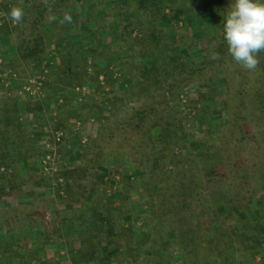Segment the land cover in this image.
<instances>
[{"label": "trees", "instance_id": "16d2710c", "mask_svg": "<svg viewBox=\"0 0 264 264\" xmlns=\"http://www.w3.org/2000/svg\"><path fill=\"white\" fill-rule=\"evenodd\" d=\"M58 1L60 2L57 3V6L62 5V8H64L62 11L67 8L66 12L72 16L71 23L65 22L63 25L58 22L55 23V26H63L62 31L65 32L62 35L60 34L61 38L58 45L63 46L66 51L64 57L66 62L63 65L61 77L66 83L91 84L101 89L100 77L104 79L102 85L110 87H113L115 83L117 84L119 80L124 81L126 78L128 81L138 79L137 83L131 86L133 92L138 89L141 92L151 93L155 86L159 87L160 85L166 90L164 100L146 105L145 108H140V110L134 109L138 105L134 101L133 103L128 102L127 106L132 111L122 121L105 125L106 119L103 118L104 122L103 119H99V123L101 126L103 125L101 133L82 145V148H84L94 144L95 151L88 154L87 151L84 152L86 150L84 149L77 156L79 159L85 157L89 167L75 168L73 171L69 170L61 174L63 179L68 180H64L65 197L61 203L71 212L72 217L69 220L73 222L75 229L83 232L81 248L72 254L70 264H102V242L111 240L114 237L123 238L129 231L125 230L123 223L119 222V216L122 218L128 216L132 218L133 216L122 212L125 207H114L111 203L112 199L111 201L110 199L106 201L101 197L98 200L96 198L92 199L93 193L97 192V189L93 186L90 194L83 190L79 184V180L86 177L88 169L99 168L107 155H113L115 159H118L113 162L112 166L115 170L110 175V178L115 179L114 184L112 181L107 180L105 182L103 180V177L107 176L106 171L99 174V181L105 183V187L109 183L116 186V191L123 193L120 198L124 202L129 201L133 195L143 198L142 193L144 191L148 192L152 196L151 204L149 209L144 207L143 211L146 216H154L152 227L140 231L142 236L135 243V248H132L131 245H124L121 248L123 252L125 249L128 252L127 254H121V252L110 254L111 264H131L128 254L132 256L134 261L142 257L148 258L146 256L153 253L149 249L142 253V242L149 243L153 247L157 262L161 263V260L171 250L170 253H173L174 250L184 251L187 244L194 241L190 237H193L195 231L200 232L198 229L205 225V229H208L205 236L212 237L215 242L217 238L214 224L217 223L218 219H214L217 215L219 216L215 206H226L229 202L224 201H230L228 198H223V195L231 193L234 195L233 199L237 201L245 199L247 201L245 207L248 208L263 189L261 184L264 181V170L261 171L257 166L264 165V159L263 161L258 160V157L264 155V133L259 136L263 143L253 142V158H256V161L258 160L254 163L258 170L253 171L243 165L244 161L240 162L236 159V156L234 157L233 150L228 149L232 143L241 144L244 137L229 140V142L221 141L218 146L214 144L208 146L213 138L209 141L201 139L199 152L196 153L190 152L184 145L187 136L185 126L175 116L176 109L173 107L168 108V104H164L176 98L178 91L183 86L192 79L197 78L196 74L200 73L205 67L216 65V62L214 60L208 61L206 56H203L201 64L194 63L193 47L190 48L189 46L175 53L167 49L169 53L165 56V46L170 49L179 47V43L185 41L182 39L186 38L185 36L181 37V35H184L181 31L182 26L179 25L182 22L181 14L169 15L162 12L163 8L167 6L168 0H129L131 5L136 7L135 16H130L134 12L128 6V0H118L117 8L114 6L110 10H105L103 7H98L95 12L87 9L89 5L87 3L91 0H73L72 3L74 4L86 1L87 5L81 10L83 11V17L88 22L86 33L81 32L78 27L79 19L76 5L68 7L67 4L71 0H48L49 5L51 2ZM199 1L205 2L204 5L213 8L214 20H217L222 28L219 41H222L221 46L224 47L227 45L223 38L226 14L220 15L216 11L217 9L223 13L221 3H224V0ZM8 2L10 1L0 0V9H7ZM232 2L234 3V0ZM47 7H44V11ZM62 11L57 14L59 16L57 19L63 18ZM107 16L116 19V23L110 26L111 22L107 23L105 21ZM54 22H47L44 20L43 15L35 16L33 26L35 28L40 27L43 31L34 34V28L29 35L18 38L17 45H13L11 37L15 27L6 21L0 27V46H9L10 53L14 54V57H12L14 61L19 60L24 64H30L44 55L46 38L44 33ZM136 30L138 31L137 36H132ZM88 62H90V65ZM134 63L137 65V72L140 77L136 75L137 72L132 75L126 74L127 68L130 69L128 65L130 64L132 68ZM258 68L264 72V60L260 62ZM115 72L119 74V78H115ZM255 90L254 95L257 101L262 102L261 99L264 101V93L261 94L259 89L255 88ZM247 95L248 92H244L243 89L237 95L239 98L238 108L242 110V114L247 111V108H245ZM243 99L245 101L242 103ZM17 102L16 99L9 104L10 107L7 105L5 108H0V119L3 123L2 134H0V166L6 165L8 168L10 166L15 167L17 164L9 150L10 137L5 135L7 130H14L12 122L14 114H16V108L12 107H18ZM162 106L165 108H162ZM261 106L264 114V105ZM36 107L31 106L28 109L41 111L38 109L40 108L39 105ZM158 112H160V116L156 117ZM161 112L164 116H161ZM241 117L246 118L245 115ZM231 118L233 119V114ZM262 119L264 120V115ZM54 128L55 130L64 131L66 123L64 122L61 125L58 119ZM40 133L39 135L42 137V133ZM11 144L14 146L13 144H16V142L12 141ZM106 153L108 154L105 155ZM31 159L29 157L27 161ZM197 159H200V167H197ZM128 168L131 169V173L126 170ZM17 171L16 169L12 171L11 176L8 178H3V175L0 174V201L3 196H9L12 193L17 195L21 190V185L24 182L19 181ZM75 183L80 186L75 187ZM40 184L38 181L33 183L34 186ZM138 184L141 185V188H138ZM6 187H9L10 192H5ZM150 187H152V190H149ZM213 195L215 198L211 201ZM76 203L79 206H76ZM241 209H243L241 205L232 208V217H236L235 214L239 213ZM201 215L212 220L208 221L209 224L194 223L192 226L190 220H196ZM1 218L0 227H4L8 231L16 229L15 226L7 222V218ZM38 218L51 222L52 227H55V217L48 207L43 208L42 215ZM222 218L224 219V217ZM23 221H27L26 218H23ZM39 223L41 224V221L37 220L34 224L28 221L26 225L33 228L34 225L36 226ZM44 228L45 232L41 230L40 237L42 243L47 244L46 242H49L51 237L56 236L57 233L55 228L50 233L45 225ZM164 231L165 233L174 234L168 248L164 246L162 248V239L159 240V236ZM233 234H236L233 236L237 237L236 231ZM174 243L177 244L175 247H173ZM158 247L161 249L159 251L161 252L160 255L155 252L157 249L159 250ZM193 252L194 249L192 248L188 252V256L192 255ZM3 253V256L8 254V252ZM217 258L220 260V255H215L214 260H203V264H213L214 261H217ZM194 263L197 264L198 261ZM37 264H46V261L43 260Z\"/></svg>", "mask_w": 264, "mask_h": 264}, {"label": "rangeland", "instance_id": "374dc122", "mask_svg": "<svg viewBox=\"0 0 264 264\" xmlns=\"http://www.w3.org/2000/svg\"><path fill=\"white\" fill-rule=\"evenodd\" d=\"M9 1L10 2H8V4L6 5L7 9H0V27H2L3 23L6 21L15 27L12 33L13 36L11 37V42L13 45H17L18 38L27 36L31 32H33L35 28L33 26L35 24V16L43 15L44 20L48 22L47 17L49 15L59 17L57 14H59L62 9H64L62 8V5L57 6V3H59L60 1L54 3L51 2L50 5L48 2L49 6L45 11V4L43 3V0ZM232 1L233 0H224V3H221V8L222 6L223 8L225 7L224 9L222 8L223 13L215 8L216 11L220 13V15H227L233 3ZM72 2L73 0L69 1L67 5L68 7H73L74 5H76V10L78 11L77 15L79 19L78 27L83 33H86L87 31L88 22L85 20L86 18L83 17V11L81 10L84 9L87 4H89L87 9H90L93 12H95V9L98 7H103L105 10H110L114 6L116 8L118 7V0H91L87 4L85 3L86 1L76 2V4ZM204 4L206 3L199 0H168L167 6L163 8V13L169 15H174L176 13L181 14L182 22L179 25L182 26L181 31L184 34L181 35V37H186L185 39H182L185 41L179 43V47H172L170 49L168 48V46H165V56L169 53L168 50L175 53L178 51H182L183 48L189 46L190 48L193 47L192 51L194 54V63H197L198 65L201 64L203 56H206L208 61L213 60L210 58L213 52L218 53L220 57L218 60H214L216 62V65L212 67H205L200 73L196 74V79H192V81H189L178 91L176 98L169 100L164 105L168 104V108L173 107L176 109L177 115L175 114V116L179 118V120H181V123L183 126H185V130L187 133L185 142H183L190 152H199L200 143L202 141L201 139L209 141L211 138H213V141L208 146H212L213 144L215 146H218L221 141L229 142V140L238 138L241 139L242 137H244L241 144L232 143L229 145L228 149L234 151L233 155L234 157L236 156V159L238 161H244L243 165L246 168H251L252 171L258 170L256 169V164L254 163L258 160L263 161L264 158L261 157H264V155L258 157V160L256 161V158H253L252 150H254L253 142L260 143L261 140L259 139V136L264 133V120L262 119L264 114L262 111L263 107L261 106L264 105V101L263 99H261L262 102L257 101L254 93H256L255 88L261 90V94L264 93V72L260 68H257L253 72H249L243 69L231 58L230 54L227 51V45L223 47L221 46L222 41H219V38L222 35V28L220 26V23L217 20H214V10L211 6ZM14 6L23 7L24 9L25 15L20 23H16L9 18L10 9ZM128 6H130L132 12H134L130 14V16H135L136 7L134 5H131L130 1ZM66 10L68 9L66 8L64 11H62L63 15ZM56 20L57 21H55L50 28L46 29V33H44L46 37L44 44V55H42L38 60L32 61L30 64H24L19 60L14 61V59H12V57H14V54L10 53L9 46H0V89L6 87V82L2 81V78L6 74L5 72L15 70L17 77L25 82L29 77L34 76L36 73H38L42 69V66L44 64H46V70L48 71V80L44 81L43 90L39 95V98L32 99V97L24 95L22 93V97L19 98L23 101L24 104H26L27 109L31 106H40V108L38 109H40L41 111H37V113H39L41 116L40 118H38L39 121H35L33 118L29 117V115L33 117V112V114L29 115L24 112L20 114L19 109L17 110V107H12L16 108V114H14V119L12 122L14 130H7V134L5 135L9 136L11 142H16V144H13L14 146H12L11 142H9V150L11 151V154L14 155L13 158L15 160L17 158V160H19L20 162L23 161L24 164L27 163L30 166H32L33 163H36V169L33 173L24 172L19 174V181L22 180L24 184L21 185L22 188L18 192V196L13 195L12 193L9 196L6 195L1 198L2 200L0 201V218H7V222L10 225L15 226V230L17 232L25 230L26 227L31 228L29 225H26L28 221L31 224H34L37 220L41 221V224L39 223L36 226L34 225V227H36L35 229L40 230V232L41 230L42 232H45V225L47 231L50 233L51 230L55 228L57 231V235L51 238L54 242L59 243L58 241L59 239L62 240V237L58 238V231L60 230V228H62V223H66L68 221L67 219L62 220V216H64L65 214V211L61 209L64 208L61 202L65 197L63 184L64 180L67 179H63L61 174L69 170L73 171L75 168H85L88 164L86 158L83 157L82 159H79L77 156H79L80 151H83L84 149H86L84 152L86 153L87 151L88 154L94 152L95 146L94 144H91L82 148L78 141L77 145L72 149L69 146V142H67V138L71 139V137L64 133L65 136L63 138V142L61 144H58L56 148L59 158L53 162L52 170L48 171L47 173L41 169L42 156L44 155L45 151L43 148L44 144L41 141V138H33V140L32 137L28 136L31 130L30 126H32V123L30 122L38 124L42 136L48 138V135H50L48 134V132L55 131L54 125L58 122L57 118H53V114L58 115L59 111L57 109L51 112L52 109L49 110L48 108L44 107V104L51 98L55 99L54 96L60 98V96L58 95H61L65 97L66 101L69 100L73 104L74 101L79 99V103L86 104L87 110H85V112L96 113V116H98V123L100 122L99 119L105 118V125H109L113 122L122 121L131 113L132 110L130 111L127 106L128 102L133 103L134 101L135 104H138L134 109L137 108L136 110H140V108H145L146 105L164 100L166 96V90L162 85H160L159 87L155 86L153 92L151 93L141 92L138 89L133 92L131 86L135 85L138 79L128 81L126 78L124 81L119 80V82L117 84L115 83L113 87L103 86L102 84L104 82V79L100 78L99 80L101 89H98L95 85L91 84L87 85L84 83L80 85L77 84V82H73L70 84L66 83L61 78L63 70L62 68L66 62V59L64 58L66 55V51L63 46L58 45V41L61 38L60 34L62 35V33L65 32L62 31L64 29L62 28L63 26H55V23H59L61 18H58ZM105 21H107V23L111 22L110 26L116 23V19H113L111 16H107ZM42 31L43 30L40 27H36L34 34H39ZM137 32V30L134 31L132 36H137ZM259 59L260 62L264 60V53L260 54ZM135 63L132 65V68L130 67V64L128 65L130 69L127 68L126 74L132 75L137 72V65ZM88 64L90 65V62H88ZM118 75L119 74L115 72V78H119ZM136 75L140 77L138 72L136 73ZM173 80L175 81L174 75ZM14 81H12L11 86L9 85L10 87H13L15 85ZM252 83L254 84V87ZM76 86H88L90 90L84 93H80L77 91L72 92L71 88L74 89ZM22 87L23 86H21V88ZM242 89L244 92H248L247 98H245V108H247V111L243 114L242 110L238 108L239 98L237 97L239 91L241 92ZM18 91L21 92L20 90ZM6 94L9 95L7 97L8 99H5L0 95V108H5V106L13 103V101H15L20 96L17 94L16 98L13 92H11V94L7 92ZM43 98L45 100L43 102L40 101ZM63 99L64 98H62V100ZM245 99H243L241 102L243 103ZM130 107L132 106L130 105ZM162 108L165 107L162 106ZM232 114L233 119L231 118ZM242 115H245L246 118L241 117ZM159 116L160 112L156 114V117ZM161 116H164L162 112ZM90 118L94 119L93 117ZM153 122L155 123V121ZM2 124L3 123L0 119V134H2ZM102 126L100 128L101 131L103 129ZM15 127H17L18 129ZM101 131L99 132V134L101 133ZM153 131L155 132V130ZM73 137L76 136L73 135ZM66 150L73 152L74 155H72L71 157L67 156L65 153L67 152ZM107 154L108 153H106L105 155ZM29 157H31L32 159L27 161ZM105 157V160L102 161L99 168L88 169L89 171L86 177L79 180V184L81 186L78 183H75L74 186H80L81 188H83V190H86L87 193L90 194L94 186V188L97 189V192H95L96 194L93 193L92 199L96 198L98 200L100 197L106 201L109 199L111 201L112 199L111 203L114 204V207H125L122 212L132 214L137 220L132 221L131 223V217L122 218L121 216H119V221L121 223L126 222L125 225L127 224V227L123 228L125 230H129L124 237L129 238V235L137 234L138 237L135 238H137V240L141 239L140 236L142 235H140V231L144 228L150 229L153 225L154 216H146L144 215L143 211L144 206L149 209L152 196L148 192L144 191L142 193L144 196L143 198L139 197L138 195H133V197H131L129 201L124 202L123 199L120 198L123 193H118L113 188L114 186H112L111 183H109V185L107 184V186L105 187V183L99 181L98 176L102 173V171H106L107 176L103 177V180H105V182H107V180L109 182L112 181V183L114 184L115 179L113 177L110 178V175L112 171L115 170V168L112 166L113 162H115V160H118L113 158V155H107ZM112 159L114 161H109ZM196 163L197 167H200V159H197ZM37 166L40 171H38ZM253 166H255V168H253ZM88 167L89 166H87V168ZM257 168L262 171L264 170V165L257 166ZM16 170L20 172L19 169ZM12 171H14L13 166H10L9 168L6 167V165L0 166V174L3 175V178L10 177ZM34 181H38L41 184L39 186H34ZM261 186L263 187L262 191H260L257 199L254 200L251 206H248V208L245 207V205L247 204V201L245 199L237 201L233 199L234 195L231 193L223 195V198H228V200L230 199V201H224L227 203L229 202V204L225 203L226 206H215L216 211L219 214V216L217 215V217H215L214 219H218L217 223L214 224V230L216 231L217 238L215 242L212 237L209 238L205 236V233L208 230L205 229V225L204 227L198 229L200 232L195 231L193 237H190L194 241H192V243H188L184 251L174 250L177 252L175 255L170 253L172 250L167 253L165 255L167 263L195 264L194 262L198 261L197 264H203V260H211L215 255H220L222 259L220 258V260H218L217 258V261H214L213 264H246L245 260L239 261L237 263L234 256L236 254V249H238L237 247L239 246L240 248L244 249L246 247L245 245H247V242L240 238L237 239L235 236H233L236 234L233 233L235 231L239 234L241 233V231H256L255 222L251 219L253 217V211L259 212L256 214L258 223L261 224V222L264 221V181L262 182ZM138 188H141L140 184H138ZM149 190H152V187H150ZM5 192H10L9 187H6ZM214 198L215 197L213 195L210 200L212 201ZM238 205H241L243 209H241L239 213L235 214L234 212L236 217H232V208ZM44 207H48V209L55 217V227H52L51 222H46L38 218L42 215V210ZM114 207L113 209H115ZM258 214L261 216L259 217ZM222 217H224V219ZM23 218H26L27 221H23ZM210 220L212 219H208L207 217L201 215L196 220H190V223L192 224V226L194 225V223L209 224L208 221ZM64 230L65 229L63 227V232ZM173 238L174 234H169L167 232L165 233L164 231L159 236V240L162 239V248L163 246L165 248H168V245H170L169 242L172 241ZM68 243L69 244L66 245V247L69 248L70 246H73L72 241H68ZM142 244V253L146 252V250L149 249L153 254L146 256L148 257L146 259L144 257L139 258L135 260V263L147 264L151 262L152 264H154L156 262L157 256L154 255L155 253L153 252V247H151L149 243H147V245L142 242ZM176 245L177 244L174 243L173 247H175ZM158 248L160 250V247ZM192 248L194 249V252L192 253V255L188 256V252ZM199 251L201 252L199 253ZM124 252H126L125 249ZM124 252L123 250L121 251L122 254ZM27 254L28 249H23L22 253L18 254L19 263L25 264L26 261H23V256H27L26 258H31L30 260L32 261V264H36L35 261H33L34 258L28 257ZM176 255H180V258L178 260L175 259ZM68 259V256L64 255L62 259L54 261L60 264H67L65 262H67ZM110 260H112L111 257L109 261ZM26 264H29V262H26ZM50 264H52V262H50Z\"/></svg>", "mask_w": 264, "mask_h": 264}, {"label": "crops", "instance_id": "0c3cea01", "mask_svg": "<svg viewBox=\"0 0 264 264\" xmlns=\"http://www.w3.org/2000/svg\"><path fill=\"white\" fill-rule=\"evenodd\" d=\"M12 72L15 75L16 80L14 81V83L16 86L14 85L13 87L9 86L8 88H6V87L1 88L0 89V91H1L0 95H1V97L6 99L9 96L6 93L9 92V94H11V92H13L15 97L17 96V94L20 95L18 98L16 97L18 99L17 101H19L20 100L19 98L22 97L21 96L22 94L18 90L21 89V86H23V84L25 82H23V80H21L17 77L15 70ZM17 86H20V87H17ZM2 89H3V91H2ZM71 90H72V92H75V90L73 88H71ZM80 93H77V94H80ZM53 95H55V94H53ZM58 96H60V98L54 96L55 99L51 98V99L47 100V102L44 104V107L48 108L49 110L52 109L51 112L53 110L58 109L59 114L58 115L53 114V118L59 119V122L61 125L64 122L66 123L67 129H65L64 130L65 132L64 131L63 132L66 133L67 135H69L72 139L71 140V139L67 138V142H69L70 148L73 149L77 145L78 141L80 143V146L82 147V145L84 143H86L89 139H93V138L97 137L99 132L101 131L100 130L101 126L98 123V116H96V113L85 112V110H87L86 104L79 103L80 102L79 99L74 101V104H73L69 100L66 101L64 96H61V95H58ZM62 98H64V99L62 100ZM44 100L45 99L43 98L40 101L43 102ZM63 101H64V103H63ZM17 106H18L17 108L19 109L20 114H22V112L26 113L27 115L34 113L33 117L30 115H29V117L33 118L35 121H39L38 118L41 117L40 114L37 113V111L28 110L26 108V104H24L22 100L17 102ZM90 117H93L94 119H91ZM77 122H79L81 125L80 131L76 130ZM30 123H32V126H30L31 130H30V132H29L30 134H28V136L32 137V139L33 138L34 139H40L41 138L39 135L40 127H38V124H36V123L34 124V122H30ZM71 133H72V135H71ZM73 135H75L78 138L73 137ZM65 153L69 157L74 155V153L71 151H67ZM13 157H14V155H13ZM16 160H17V158H16ZM112 160H109V161H112ZM109 161H107V162H109ZM15 169H19V171H20V172L17 171V174H21L24 172L33 173V172H35V169H36V163H33L32 166H30L27 163L24 164L23 161L20 162L19 160H17V164L14 167V170ZM37 169H38V166H37ZM38 171H40V170L38 169ZM127 171H130L129 173H131V169L128 168ZM113 188L115 190H117L116 186H114ZM76 206H79V204L76 203ZM63 207L64 208H61V209L63 211H65V214H64V216H62V220L67 219L68 221L66 223H62V225H61L62 228H60V230H59L61 232L58 231V238L62 237V240L59 239V241H58L59 243L54 242L51 238V240L49 242H46L47 244H43L41 241V237H40V230L35 229L36 227H33V228L26 227L25 230H22L20 232H17L15 229L8 231V230L0 227V264H21V263H19L18 254H21L23 249L24 250L28 249V254H27L28 257L34 258L33 261H35L36 264L39 262H42L43 260L46 261V264H50V262H52V264H60V263H56L54 260L58 261V260L62 259V257H64V255H67L69 258L67 260V262H65V263L70 264L72 262L70 260V258H72V254H74L78 249L81 248V245H82L81 241H82V237H83V232L75 229L73 222L69 220V218L72 217L71 212L67 208H65L66 206L64 204H63ZM144 207H146V206H144ZM257 213H259V212L253 211V213H252L253 217L251 218L252 221L255 222L256 231H254V232L241 231L240 234L237 233V236H238V237H236L237 239L243 237L242 239L247 242V245H245L246 247L244 249L240 248L239 246L237 247L238 249H236V254H235L234 258L237 261V263L239 261L245 260L246 264H263V261H264V221L261 222V224L257 222V219H258L256 216ZM263 213H264V211H263ZM258 216L260 217L261 215L258 214ZM128 217L130 218V216H128ZM130 219H131L130 220L131 223H132V221L137 220V219H135V216L134 217L132 216V218H130ZM125 223L126 222H124L122 225L126 228L127 224L125 225ZM134 223H137V222H134ZM63 227L65 229L64 232H63ZM135 237H138L137 234L129 235V238L128 237H123V238L114 237L111 240H108V241L105 240L104 242H102V244H101V251H102L101 260H102V262L101 263L102 264H110L112 261V260L109 261V259H110L109 256H111L110 254H117V253L119 254L121 252L120 248L124 245H131L132 248H135L136 247L135 243L137 242V238H135ZM68 241H72L73 246H70L69 248L66 247V245L69 244ZM120 245H121V247H120ZM160 250L157 249L156 253L158 255L161 254V252H159ZM141 251H142V249H141ZM3 252H8V254H6V256L4 255L5 256L4 257ZM127 253L128 252L126 251L123 254H127ZM176 253L177 252L174 251L172 254L175 255ZM128 255H129V261H131V264H137V263H135L134 259L132 260V256L130 254H128ZM26 257L27 256H25V257L23 256V258H24L23 261H26V262H29V264H32L31 263L32 261L30 260L31 258L29 259ZM11 258H14V259H11ZM16 258H18V259H16ZM179 258H180V255L175 256L176 260H178ZM13 261H15V262H13ZM26 262H25V264H26ZM147 264H152V263L149 262ZM154 264H169V263H167V259L165 256L161 260V263L157 262V259H156V262Z\"/></svg>", "mask_w": 264, "mask_h": 264}, {"label": "clouds", "instance_id": "9594fccd", "mask_svg": "<svg viewBox=\"0 0 264 264\" xmlns=\"http://www.w3.org/2000/svg\"><path fill=\"white\" fill-rule=\"evenodd\" d=\"M43 3L49 6L48 0ZM24 15L23 7L19 6L9 12V18L16 23H20ZM56 19L54 15L47 17L50 23ZM65 22H72L67 12L59 21L61 25ZM223 38L231 58L243 69L255 71L260 65L259 56L264 53V0H234L224 20ZM210 58L218 60L220 57L213 52Z\"/></svg>", "mask_w": 264, "mask_h": 264}, {"label": "built area", "instance_id": "2783aa9c", "mask_svg": "<svg viewBox=\"0 0 264 264\" xmlns=\"http://www.w3.org/2000/svg\"><path fill=\"white\" fill-rule=\"evenodd\" d=\"M6 74L2 78L3 82H6L5 86L9 87L12 85V81L16 80L15 75L12 71L5 72ZM102 79V77H101ZM48 80V71L46 70V64L42 66V69L36 73L34 76L29 77L23 87L20 89V93L24 95H28L32 97V99L39 98V95L42 93L43 90V83L44 81ZM75 91L84 93L89 91L90 89L88 86H76ZM80 123L77 122L76 130L80 131ZM48 138L45 136L41 137V141L43 142L44 148V155L42 156L41 161V169L48 173V171L52 170V165L55 160L59 158V155L56 151L58 144L63 142V138L65 136L64 132L61 130H55L48 132ZM85 141V140H84ZM264 264V261H263Z\"/></svg>", "mask_w": 264, "mask_h": 264}]
</instances>
